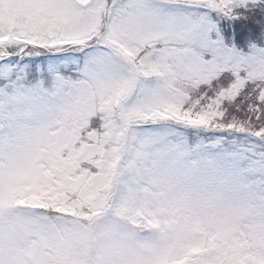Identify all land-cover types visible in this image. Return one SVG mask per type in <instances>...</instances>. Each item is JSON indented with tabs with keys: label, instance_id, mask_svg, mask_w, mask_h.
<instances>
[{
	"label": "snow or ice",
	"instance_id": "1",
	"mask_svg": "<svg viewBox=\"0 0 264 264\" xmlns=\"http://www.w3.org/2000/svg\"><path fill=\"white\" fill-rule=\"evenodd\" d=\"M0 264H264V0H0Z\"/></svg>",
	"mask_w": 264,
	"mask_h": 264
}]
</instances>
